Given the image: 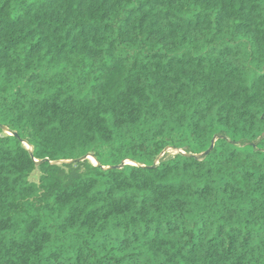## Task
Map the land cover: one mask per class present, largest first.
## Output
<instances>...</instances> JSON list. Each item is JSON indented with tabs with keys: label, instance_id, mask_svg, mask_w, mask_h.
<instances>
[{
	"label": "trees",
	"instance_id": "trees-1",
	"mask_svg": "<svg viewBox=\"0 0 264 264\" xmlns=\"http://www.w3.org/2000/svg\"><path fill=\"white\" fill-rule=\"evenodd\" d=\"M0 123V264H264V0H0Z\"/></svg>",
	"mask_w": 264,
	"mask_h": 264
},
{
	"label": "water",
	"instance_id": "water-1",
	"mask_svg": "<svg viewBox=\"0 0 264 264\" xmlns=\"http://www.w3.org/2000/svg\"><path fill=\"white\" fill-rule=\"evenodd\" d=\"M0 127L3 128V130H5V132L7 134H12V135H15V136H19L18 135V132L17 131H14L12 129H10L8 126L4 125V124H1L0 123ZM22 142L23 144L28 148V150L30 151L31 155L34 157V146L26 139H22ZM214 147V142L212 143L211 147L207 150V153L213 149ZM35 161L40 164V163H43L45 161H50L52 164H61V163H70V162H77V161H83V160H86V159H89L91 160L93 163L97 164V165H100L99 161L97 160L96 156L94 155V153L90 152V153H87L85 155H83L82 157H79V158H75V159H59V160H51L49 159L48 157L47 158H44V159H37L35 158ZM127 163H132V161L130 160H123L121 162V164H118V165H109V166H103V168L105 169H108V168H122L124 167L125 164Z\"/></svg>",
	"mask_w": 264,
	"mask_h": 264
}]
</instances>
